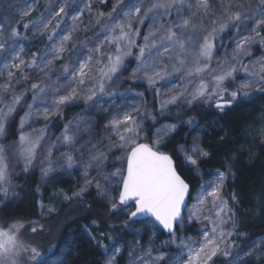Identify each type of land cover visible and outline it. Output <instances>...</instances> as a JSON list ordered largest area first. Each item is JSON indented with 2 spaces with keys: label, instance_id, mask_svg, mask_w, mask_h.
<instances>
[{
  "label": "snow or ice",
  "instance_id": "6c2138e0",
  "mask_svg": "<svg viewBox=\"0 0 264 264\" xmlns=\"http://www.w3.org/2000/svg\"><path fill=\"white\" fill-rule=\"evenodd\" d=\"M97 4L109 0H0V210L16 206L21 174L38 170L40 193L78 172L76 190L38 201L40 216L57 215L60 198L82 201L94 189L107 215L82 228L105 264H264V236L252 240L236 194L224 195L236 157H223L222 169L193 196L178 169L199 176L213 153L199 137L174 149L176 159L165 150L181 124L200 129L203 119L190 112L225 113L264 96V0H113L107 11ZM141 84L158 98V110L136 90ZM173 106L188 118L156 127ZM25 107L16 140L4 143ZM69 107L81 111L49 141ZM38 121L45 127L25 131ZM186 224L199 225L198 239L179 234ZM44 232L39 220H4L0 264H67L79 250L74 239L42 250L36 238ZM159 232L169 239L158 240Z\"/></svg>",
  "mask_w": 264,
  "mask_h": 264
},
{
  "label": "trees",
  "instance_id": "16d2710c",
  "mask_svg": "<svg viewBox=\"0 0 264 264\" xmlns=\"http://www.w3.org/2000/svg\"><path fill=\"white\" fill-rule=\"evenodd\" d=\"M109 5L110 2L107 7ZM96 7L99 8V4ZM37 46L42 47V45ZM34 50L35 48L32 47L26 48L29 53ZM256 55L258 56L259 53ZM133 64L135 63L129 64V70ZM124 74L128 75V72ZM136 90L145 91V85L141 84ZM145 97L151 108L158 110V98L154 97V93L145 91ZM26 100L28 103L31 101L30 98H26ZM78 109L79 107L67 108L64 112V119L54 122L52 128L55 135L60 134L67 118L75 116ZM180 111L182 109L179 107H171L165 116L158 117L156 126L163 122L172 123L180 119H187V115L182 117L177 115ZM190 114L196 116L197 119H203L200 129L193 132L186 124H181L177 133L174 134L175 139L165 150L173 154L176 159L174 149L187 146L192 143L193 139L199 137L202 146L213 153L207 161L201 164L202 174L199 176L191 167L185 166L183 170L178 169L192 185V193L202 179L213 176L215 169H222L220 161L223 157L235 156L236 159L233 163L235 179L228 180L224 188V195L226 198H230L232 193L236 194L238 199V204L235 205L237 216L242 229L251 236L252 240L264 236V137L257 136V132L264 129V96L257 93L250 103L236 105L233 109L226 110L225 113L201 107ZM18 117L19 112L12 124L13 134L7 140H15L17 137ZM96 118L99 119L98 116ZM204 131H207L208 135L205 136ZM178 163H182V159L181 161L179 159ZM17 171H19L18 168ZM15 182L21 186L20 196L15 202L16 206L9 205L7 209L0 210L2 223L4 220L12 219L39 220L45 225L43 235L36 238V242L42 250L57 242L60 243L62 249L65 246V241L73 238L74 244L79 250L66 257L67 264H104L105 256L98 252L82 228L83 225L91 227V221L94 219L103 220L100 213L107 215L105 206L95 202L94 189L82 201H68L59 209L57 215L45 219L41 218L38 212V198L35 190L38 183L36 174L29 177L21 174ZM229 202L231 203V200ZM196 227L197 224H192L187 232L194 233ZM166 236L168 235L164 232H159L157 238ZM62 237L63 239H61ZM30 238V235L25 233V239Z\"/></svg>",
  "mask_w": 264,
  "mask_h": 264
},
{
  "label": "rangeland",
  "instance_id": "374dc122",
  "mask_svg": "<svg viewBox=\"0 0 264 264\" xmlns=\"http://www.w3.org/2000/svg\"><path fill=\"white\" fill-rule=\"evenodd\" d=\"M109 2H110V5H109L108 7L105 6V5H99V9H100V10H105V11L110 10V8H111V4H112L113 0H109ZM222 55H223V50H222V52H220V53L218 54V58H219L220 56H222ZM133 67H135V64H133V66L130 67V70H131V68H133ZM124 75L127 76L126 74H124ZM174 82H175V83H179L178 80H176V81H174ZM169 87H171V85H169ZM163 90H164V91H167L168 89L165 88V89H163ZM29 103H31V101H30ZM158 108H159V102H158ZM25 110H26V107H25L24 110H20V109H18L19 117H18L17 132H18V130H19V118L22 117V116L24 115V111H25ZM80 111H81V109L79 108L78 111H77V113L80 112ZM75 115H76V114H75ZM73 117H74V116H71V117L67 118V121L70 120V119H72ZM167 123H170V122H163V123L157 125L156 127H160V125H162V124H167ZM43 127H45V123H44L43 121H38V122H36V123L33 124L32 128H29V127L26 125V126H25V131H29V132H30V131L33 130V128L39 129V128H43ZM153 131H155V128L153 129ZM55 134H56V133H54L53 128H52V126H51V127H50V130H49V133H48V140H49V141H54L55 138H56L57 136L60 135V134H58V135H55ZM16 138H17V137H16ZM15 140H16V139H15ZM13 141H14V139H13V140L10 139V140L4 141V143H12ZM66 150H67V149L61 148V149H60V152H63V151H66ZM58 157H59V152H54V154H53V159H58ZM181 159H182V162H183V158H182V157L180 158V161H181ZM35 174H36L37 179H38V183H37V185H38V184H40L39 171L37 170ZM213 178H214V175L211 176V177H207V178L202 179V180L199 182V184L197 185V187L194 189V191H193V193H192L193 196H195V193H196V191L199 189L200 184L204 183V182L207 181V180H211V179H213ZM78 183H79V184H82V183H83V181L80 179V174H79L78 172H73L71 176H63V177H62L61 179H59L55 184H52V185H49V186L41 187V192H40V193H37V192H36V193H37V198H38L37 201L43 199V202H44L45 204H49L50 202H52V201L50 200V198H51L53 192H56V191H58V190H60V189H63L64 191H66V192H68V193L70 194L72 191H74V190L77 189V185H78ZM95 195H96V194H95ZM65 203H66V202L63 201L62 198H60V202L57 204V207L60 209ZM195 203H196V201H195V199H193L192 201H190L188 207L191 208V206H192L193 204H195ZM37 205H38V202H37ZM187 211H188V209H186L185 212H184V215H185V216L187 215ZM38 212H39V214H40V209H39V207H38ZM45 219H48V218H45ZM0 222L2 223L1 220H0ZM1 223H0V224H1ZM191 225H192V224H186V225L180 230V233H179V234H181V235H183V236H185V237H192V238H194V239H198V238H199V235H200V228H199V225H197V227H196L194 233L189 234V233L187 232V229H188ZM150 233H151V230H150V229L146 231V233H145V240L148 238V235H150ZM23 238L25 239V235H24ZM157 239H158V240H167V239H169V236L161 237V238H157ZM105 260H106V257H105V259H104V264H105Z\"/></svg>",
  "mask_w": 264,
  "mask_h": 264
},
{
  "label": "water",
  "instance_id": "95a60500",
  "mask_svg": "<svg viewBox=\"0 0 264 264\" xmlns=\"http://www.w3.org/2000/svg\"><path fill=\"white\" fill-rule=\"evenodd\" d=\"M188 204H189V202H188ZM186 210V209H185ZM185 212V211H184ZM165 233V232H164ZM166 235H168L167 233H165Z\"/></svg>",
  "mask_w": 264,
  "mask_h": 264
}]
</instances>
